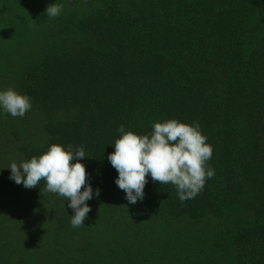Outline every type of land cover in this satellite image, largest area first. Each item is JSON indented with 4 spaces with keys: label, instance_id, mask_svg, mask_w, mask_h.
I'll use <instances>...</instances> for the list:
<instances>
[{
    "label": "trees",
    "instance_id": "1",
    "mask_svg": "<svg viewBox=\"0 0 264 264\" xmlns=\"http://www.w3.org/2000/svg\"><path fill=\"white\" fill-rule=\"evenodd\" d=\"M97 10L81 22L91 34H71L23 72L17 89L40 114L44 143L22 157L83 146L89 179L125 196L107 159L118 128L147 135L153 122L198 123L214 177L181 202L149 175L134 205L216 223L215 248L229 264H264V0H114Z\"/></svg>",
    "mask_w": 264,
    "mask_h": 264
},
{
    "label": "rangeland",
    "instance_id": "2",
    "mask_svg": "<svg viewBox=\"0 0 264 264\" xmlns=\"http://www.w3.org/2000/svg\"><path fill=\"white\" fill-rule=\"evenodd\" d=\"M111 1L0 0V90L19 93L23 72L65 49L71 34H91L81 22ZM53 3L63 11L50 18L45 9ZM40 126L33 104L23 118L0 109V264H229L215 248L221 226L167 220L90 179L99 195L86 201L91 211L84 227H71L68 201L45 192L44 181L26 189L9 179L10 163L27 160L21 150L44 143Z\"/></svg>",
    "mask_w": 264,
    "mask_h": 264
},
{
    "label": "clouds",
    "instance_id": "3",
    "mask_svg": "<svg viewBox=\"0 0 264 264\" xmlns=\"http://www.w3.org/2000/svg\"><path fill=\"white\" fill-rule=\"evenodd\" d=\"M63 11L62 4H50L45 9L46 16L58 17ZM0 109L13 118H23L32 109L31 98L9 87L0 90ZM121 136L114 142V152L108 154V161L117 171L115 183L125 193L130 204L144 198L146 177L161 185L171 184L181 202L194 199L203 191L205 183L215 175L209 167L213 148L207 143L200 125L186 124L176 119L153 122L152 131L147 135H137L118 128ZM86 158L84 147L67 150L59 144H52L39 156L19 164L9 165L10 176L17 185L26 189L40 186L45 182L44 191L53 193L68 201L73 210L71 227H84V220L91 211L86 201L99 195L89 184V175L79 161ZM73 161H76L73 163ZM83 189V190H82Z\"/></svg>",
    "mask_w": 264,
    "mask_h": 264
}]
</instances>
